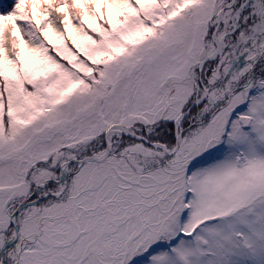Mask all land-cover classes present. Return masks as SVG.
Segmentation results:
<instances>
[{"label":"snow or ice","instance_id":"1","mask_svg":"<svg viewBox=\"0 0 264 264\" xmlns=\"http://www.w3.org/2000/svg\"><path fill=\"white\" fill-rule=\"evenodd\" d=\"M0 264H264V0H0Z\"/></svg>","mask_w":264,"mask_h":264}]
</instances>
